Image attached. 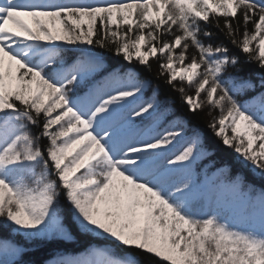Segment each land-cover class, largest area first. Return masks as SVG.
Segmentation results:
<instances>
[{
  "label": "snow or ice",
  "instance_id": "6c2138e0",
  "mask_svg": "<svg viewBox=\"0 0 264 264\" xmlns=\"http://www.w3.org/2000/svg\"><path fill=\"white\" fill-rule=\"evenodd\" d=\"M0 230V264H264V0H0Z\"/></svg>",
  "mask_w": 264,
  "mask_h": 264
},
{
  "label": "trees",
  "instance_id": "16d2710c",
  "mask_svg": "<svg viewBox=\"0 0 264 264\" xmlns=\"http://www.w3.org/2000/svg\"><path fill=\"white\" fill-rule=\"evenodd\" d=\"M205 119H207V117H206ZM0 233H1L2 235H4V233H2V230H0ZM43 258H44V254L41 253V252H39V251H37V252H33V253H31L30 255L26 256V257H25V260H26V261H40V260H42Z\"/></svg>",
  "mask_w": 264,
  "mask_h": 264
},
{
  "label": "rangeland",
  "instance_id": "374dc122",
  "mask_svg": "<svg viewBox=\"0 0 264 264\" xmlns=\"http://www.w3.org/2000/svg\"><path fill=\"white\" fill-rule=\"evenodd\" d=\"M2 233H4L3 231H2ZM5 234V233H4ZM0 235H2V234H0Z\"/></svg>",
  "mask_w": 264,
  "mask_h": 264
}]
</instances>
